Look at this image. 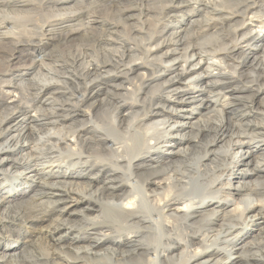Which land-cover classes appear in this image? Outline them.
Wrapping results in <instances>:
<instances>
[{"label": "bare ground", "instance_id": "obj_1", "mask_svg": "<svg viewBox=\"0 0 264 264\" xmlns=\"http://www.w3.org/2000/svg\"><path fill=\"white\" fill-rule=\"evenodd\" d=\"M143 1L0 0V216L32 217L0 264L38 237L51 264H264V0ZM229 149L231 187L187 198Z\"/></svg>", "mask_w": 264, "mask_h": 264}, {"label": "clouds", "instance_id": "obj_2", "mask_svg": "<svg viewBox=\"0 0 264 264\" xmlns=\"http://www.w3.org/2000/svg\"><path fill=\"white\" fill-rule=\"evenodd\" d=\"M114 123V122H113ZM175 127V125H172ZM171 128H168L166 131L157 133L153 139L156 140V147L152 148L150 145L148 151H163L166 150V143H161V141L166 140L167 136L170 134ZM236 135L243 136L247 135L246 132H239ZM261 137H255L253 139H258ZM250 141H244L241 139H234L233 143L242 144ZM203 147V146H201ZM179 155L184 158V161L187 162L190 159L189 150L181 149ZM241 152H233L230 149L224 151L222 154H218V163L217 167L213 172H205L203 176L204 184L201 189L194 190L189 194L187 198L192 200H200L203 203L205 200L209 199H219V193L222 192L225 188L231 187L232 175L229 170L234 171L235 165L241 160ZM253 163V161H250ZM255 169H264V156L255 158L254 160ZM157 169L159 172H166L168 169L160 167L157 164ZM248 171V169H244ZM211 177V178H209ZM217 184L220 185L217 188ZM242 185H237L241 187ZM249 187L252 188V192L256 194L254 199L249 200L245 198V203L247 206H252L254 203H264V181L253 182ZM81 196L85 199L93 198L94 196L98 197V193H89L85 194L81 192ZM32 217L27 213H21L19 211H10L6 212L3 216H0V224H4L5 221H10L9 224L0 228V244H5L8 247H13L21 242L22 234L25 230H30V225L28 224V219ZM88 218L86 217L85 220ZM67 225L69 229L76 227L74 224H68L67 221H62L59 223V227H64ZM13 264H51L48 254L45 253L39 246V237L35 240L28 241L23 249L18 251L15 256L12 258Z\"/></svg>", "mask_w": 264, "mask_h": 264}, {"label": "rangeland", "instance_id": "obj_3", "mask_svg": "<svg viewBox=\"0 0 264 264\" xmlns=\"http://www.w3.org/2000/svg\"><path fill=\"white\" fill-rule=\"evenodd\" d=\"M160 1L159 0H144L143 1V7H142V9H145L144 7H148V6H150V7H159L161 5V2ZM144 19H147V18H144ZM150 19H153V17L150 18ZM138 23H140V22H138V19L137 18H130V19L127 20V24L130 27H133V26L134 27H137ZM151 23H153V22L151 21ZM149 25H150V23H149ZM122 37L126 39L125 36H122ZM259 57H261V59L264 60V54H259ZM73 69H74V67H72V69L70 70V73H72L73 76L78 77L77 76L78 75V69L77 68L74 69L76 72H74ZM101 114H103V113L101 112ZM212 119H213V121L215 120L214 117H213V115L208 116L207 118L203 119L202 121L199 120L198 121L199 122V124H198L199 126L198 125L197 126L194 125V124L197 123V121H195V120H194L195 122L192 121L193 124L186 127V131H185L186 133H185V135L187 136V138L194 140V138H195V136H196V134L198 132V127H200V126L203 127V126H206V125L212 123ZM189 156H190V159L188 160L189 162H193L194 160H196L197 159V156H198L197 150H195V149L192 150L191 149L189 151ZM254 180H255V182L263 181V179H261V178L254 179Z\"/></svg>", "mask_w": 264, "mask_h": 264}]
</instances>
